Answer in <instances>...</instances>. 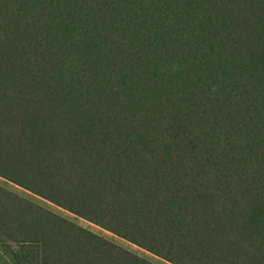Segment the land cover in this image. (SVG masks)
I'll use <instances>...</instances> for the list:
<instances>
[{"label": "trees", "instance_id": "obj_1", "mask_svg": "<svg viewBox=\"0 0 264 264\" xmlns=\"http://www.w3.org/2000/svg\"><path fill=\"white\" fill-rule=\"evenodd\" d=\"M0 176L172 264H264V0H0ZM18 264H158L0 184Z\"/></svg>", "mask_w": 264, "mask_h": 264}, {"label": "rangeland", "instance_id": "obj_2", "mask_svg": "<svg viewBox=\"0 0 264 264\" xmlns=\"http://www.w3.org/2000/svg\"><path fill=\"white\" fill-rule=\"evenodd\" d=\"M0 184H3L9 189H12L14 191L19 192L20 194L36 201L37 203H39V204L57 212V213L65 216L66 218H68L70 220H73L74 222H76V223H78V224H80V225L100 234V235L105 236L106 238H108V239L130 249L131 251H133V252H135V253L143 256V257H146V258H148V259H150V260H152L158 264H172V263L158 257L157 255L149 252L148 250L138 246L137 244L132 243V242L118 236L117 234H115V233H113V232H111V231L87 220V219L79 217L76 214L58 206L57 204L37 195L35 193H32L31 191H29V190H27V189H25V188H23L17 184H14V183L6 180L5 178H3L1 176H0Z\"/></svg>", "mask_w": 264, "mask_h": 264}, {"label": "crops", "instance_id": "obj_3", "mask_svg": "<svg viewBox=\"0 0 264 264\" xmlns=\"http://www.w3.org/2000/svg\"><path fill=\"white\" fill-rule=\"evenodd\" d=\"M0 264H18L11 257V251L0 247Z\"/></svg>", "mask_w": 264, "mask_h": 264}]
</instances>
